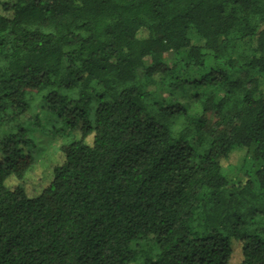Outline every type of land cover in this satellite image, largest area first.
<instances>
[{
    "label": "trees",
    "instance_id": "trees-1",
    "mask_svg": "<svg viewBox=\"0 0 264 264\" xmlns=\"http://www.w3.org/2000/svg\"><path fill=\"white\" fill-rule=\"evenodd\" d=\"M0 264H264V0H0Z\"/></svg>",
    "mask_w": 264,
    "mask_h": 264
},
{
    "label": "rangeland",
    "instance_id": "rangeland-1",
    "mask_svg": "<svg viewBox=\"0 0 264 264\" xmlns=\"http://www.w3.org/2000/svg\"><path fill=\"white\" fill-rule=\"evenodd\" d=\"M165 92L159 91V96L164 97ZM95 100L92 101L91 107L94 108ZM37 113V111H36ZM207 117L211 120L212 115L208 114ZM39 120L41 128H38L31 134L32 149L31 154L34 158L35 165L31 170V173L27 177V184L25 186L29 195H35L39 190L45 187L49 181L50 168L58 161V153L56 151L57 139L49 134V126L54 123L55 117L48 115L47 113H40ZM78 135V133H76ZM248 159L246 149L236 148L226 156L219 158L227 181L242 182L245 180L243 175V164L245 159ZM10 184H13L10 183ZM141 258V257H140Z\"/></svg>",
    "mask_w": 264,
    "mask_h": 264
}]
</instances>
